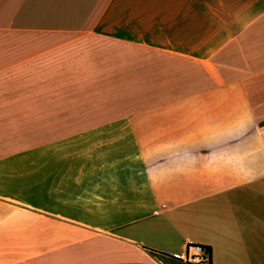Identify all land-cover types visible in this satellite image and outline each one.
Wrapping results in <instances>:
<instances>
[{"label":"crops","instance_id":"crops-1","mask_svg":"<svg viewBox=\"0 0 264 264\" xmlns=\"http://www.w3.org/2000/svg\"><path fill=\"white\" fill-rule=\"evenodd\" d=\"M153 1L0 0V264H264V0H176L217 83L122 103Z\"/></svg>","mask_w":264,"mask_h":264},{"label":"rangeland","instance_id":"rangeland-1","mask_svg":"<svg viewBox=\"0 0 264 264\" xmlns=\"http://www.w3.org/2000/svg\"><path fill=\"white\" fill-rule=\"evenodd\" d=\"M176 4V0H170L167 3L164 0L153 1V16L151 18L147 17L144 23L148 32L136 34L135 37L137 40L152 43V47L138 48L133 52L137 57L146 58V64H143L141 69L140 64H138V73L130 80L122 79L115 82L116 87H120L122 103L136 99L138 104H164V99H170L164 97V89H203L217 83L210 76V71L212 72L214 69L212 70L207 47L209 38L214 33L208 32L206 20L203 18L200 19L199 23L200 33L175 34V38L182 45L189 47L178 50H164V48L155 47V43L161 44L160 42H164V39L168 36L162 30L164 28V9L175 8ZM223 7V2L222 4L218 2V10H223ZM223 23V18H218L217 31L222 28ZM125 54L127 55V52ZM213 58L221 62L218 66L221 76L219 81H226L227 72L223 64L225 59L224 49H221ZM135 91L136 93L141 91L143 94L146 92V95L136 97L129 95Z\"/></svg>","mask_w":264,"mask_h":264},{"label":"built area","instance_id":"built-area-1","mask_svg":"<svg viewBox=\"0 0 264 264\" xmlns=\"http://www.w3.org/2000/svg\"><path fill=\"white\" fill-rule=\"evenodd\" d=\"M186 248L187 250L192 249L190 255L187 256L190 264H211L208 252L202 245L187 244Z\"/></svg>","mask_w":264,"mask_h":264},{"label":"trees","instance_id":"trees-1","mask_svg":"<svg viewBox=\"0 0 264 264\" xmlns=\"http://www.w3.org/2000/svg\"><path fill=\"white\" fill-rule=\"evenodd\" d=\"M203 247L207 250L208 255H209V257H210V251H209V248H208L207 246H203ZM210 260H211V257H210Z\"/></svg>","mask_w":264,"mask_h":264}]
</instances>
